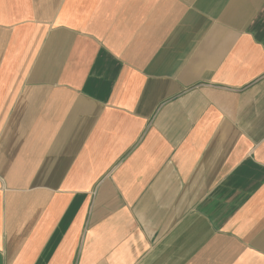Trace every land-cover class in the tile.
<instances>
[{
	"label": "crops",
	"instance_id": "obj_1",
	"mask_svg": "<svg viewBox=\"0 0 264 264\" xmlns=\"http://www.w3.org/2000/svg\"><path fill=\"white\" fill-rule=\"evenodd\" d=\"M0 264H264V0H0Z\"/></svg>",
	"mask_w": 264,
	"mask_h": 264
}]
</instances>
